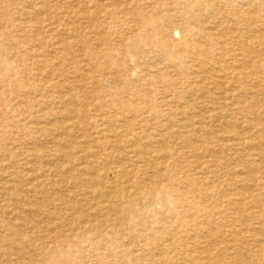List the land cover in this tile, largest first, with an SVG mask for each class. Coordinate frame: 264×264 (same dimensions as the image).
I'll list each match as a JSON object with an SVG mask.
<instances>
[{"label":"rangeland","instance_id":"374dc122","mask_svg":"<svg viewBox=\"0 0 264 264\" xmlns=\"http://www.w3.org/2000/svg\"><path fill=\"white\" fill-rule=\"evenodd\" d=\"M11 1L19 8L14 12L17 21L31 20L28 16L34 14L24 12L23 0ZM43 1V15L33 16L35 28L26 32L10 28L13 23L0 17L7 47L18 51L15 60L37 71L40 89L45 82L54 84V92L42 90L54 105L34 103L35 79L27 88L18 81L11 84L0 97V264H194L197 257L207 264H235L230 250L240 246L249 250L247 260L264 264L259 246L264 244V0H114L127 14L119 21L104 15L113 0ZM191 8L198 33L188 36L178 29L161 33L162 18L185 17ZM138 15L146 22H138ZM11 37L22 39L19 46H10ZM164 37L176 47L169 50L162 45ZM186 50L197 60L185 58ZM136 91L141 94L129 102ZM73 95L77 98L72 100ZM62 99L78 115L80 127L75 133H69L73 129L68 118L56 114L64 108ZM47 110L55 111L49 135L43 131L48 121L41 117ZM166 129L175 134L174 140ZM115 139L118 144L109 143ZM194 145L205 151L190 150ZM73 146L78 147L75 153L101 149L112 169L126 170L135 186L150 185L152 190H137L128 205L121 200L123 209L115 215L85 186L90 177L80 161L54 157L58 148ZM56 164L62 166L60 173L49 169ZM202 169L209 179L200 174ZM245 179L253 180L250 186L242 185ZM60 180L67 182L59 185ZM73 183L81 190L74 192ZM218 183L220 193L212 192ZM154 197L166 199L165 205H142Z\"/></svg>","mask_w":264,"mask_h":264},{"label":"bare ground","instance_id":"6f19581e","mask_svg":"<svg viewBox=\"0 0 264 264\" xmlns=\"http://www.w3.org/2000/svg\"><path fill=\"white\" fill-rule=\"evenodd\" d=\"M49 1V0H48ZM53 1V0H52ZM57 1V0H56ZM140 2V1H139ZM21 3H22V9L24 10V12L25 11H27L26 13L27 14H29V11H31L34 15L33 16H38V15H40V14H42L43 13V9H46V1L44 2L43 0H23V1H21ZM49 3V2H48ZM52 3H54V1L52 2ZM134 3V2H133ZM24 4H28V9L26 8V7H24ZM92 4V3H91ZM115 3H114V0L111 2V3H109L108 4V6H109V8L106 10V14H104L105 16H106V18H107V16L109 17V18H111V19H113L114 21H119V20H123V17H124V15H127V14H125V12H126V10H123L122 8H120V7H118V6H115L114 5ZM254 4H256L255 2H254ZM117 5V4H116ZM86 6V5H85ZM234 6H236V5H234ZM78 7V6H77ZM87 7V6H86ZM174 7V6H173ZM257 7V6H256ZM48 8V7H47ZM59 8V7H58ZM162 8H164V7H162ZM235 8V7H234ZM19 8H18V6L15 4V3H13L11 0H0V17H1V20H6L7 22H11V23H13V26L12 27H10V28H14V27H16V29H18V32H26V30H29L30 28H35V24H34V18H33V16L31 17V15L29 14V18L31 19V20H29V19H27V18H24V19H22L21 21H17V20H19V19H15V17H14V12L15 11H17ZM255 9V8H254ZM59 10H61V8L59 9ZM58 10V11H59ZM191 10H192V8L191 9H189L188 11H185V14H186V16L184 17L182 14L181 15H178V16H175V17H173V16H171V15H167L168 17H166V18H162L163 20H164V22H165V24L163 25V30H162V32L161 33H166V32H172V31H174L175 29H178V30H181L182 32H184V34L185 35H188V36H194V34H196V33H198L199 32V30L198 31H195L196 29L195 28H193V26H192V21H191V19H193V15H192V13H194L195 12V10H194V12H191ZM240 11V10H239ZM30 12V13H31ZM201 12H202V10H201ZM23 13V12H22ZM79 13V12H78ZM208 13H209V11H208ZM248 13V12H247ZM247 13H246V15H247ZM259 13H261L260 12V10H259ZM46 14V13H45ZM53 14V13H52ZM66 14V13H65ZM88 14V13H87ZM124 14V15H123ZM222 14V13H221ZM43 15V14H42ZM69 15V14H68ZM122 15V16H121ZM201 15V14H200ZM50 16V15H49ZM55 16V15H54ZM96 16V15H95ZM42 17V16H41ZM151 17V16H150ZM253 17V16H252ZM137 18V21L138 22H146V18H143V17H141V15L139 16H137L136 17ZM141 18V19H140ZM196 18H198V17H196ZM200 18V17H199ZM93 19V18H92ZM100 19V18H99ZM205 19V18H204ZM203 19V20H204ZM48 20H50V18H48ZM54 20V19H53ZM60 20V19H59ZM102 20V19H101ZM201 20V19H200ZM202 20V21H203ZM196 21H198V20H196ZM97 22V21H96ZM148 22V21H147ZM151 21H149V23H150ZM201 22V21H200ZM199 22V23H200ZM205 22V21H204ZM148 23V24H149ZM197 23V22H196ZM259 23V22H258ZM47 24V23H46ZM45 24V25H46ZM204 23H201L200 25L202 26ZM41 25V24H40ZM52 25H53V23H52ZM96 25H98V24H96ZM142 25V24H141ZM226 25V24H225ZM249 25V24H248ZM49 26V25H48ZM250 26V25H249ZM45 27V26H44ZM76 27V26H75ZM192 27V28H191ZM53 28H55V27H53ZM58 28V27H57ZM230 29H232L231 27H229ZM9 29V28H8ZM47 29V28H46ZM49 29V28H48ZM264 29V28H263ZM262 29V30H263ZM72 30V29H71ZM103 30V29H102ZM177 30V31H178ZM33 31V30H32ZM37 31V30H36ZM35 31V32H36ZM39 31V30H38ZM37 31V32H38ZM43 31H44V29H43ZM49 31H50V29H49ZM60 31V30H59ZM122 31V30H121ZM136 30H134V32H135ZM232 31V30H231ZM34 32V31H33ZM5 33H6V31H4V29H2L1 27H0V97L6 92V89H8V88H11V84H15V83H17V81L18 82H21L23 85H24V87H25V85H27L28 86V82L31 80V79H35V88L32 90V94L34 95L33 97H34V100L36 101V102H34L35 104L37 103V102H42V103H44V107L46 106V105H48L49 104V102H50V98L49 97H46V96H44L43 94H42V90L45 88L46 90H48L49 88H51V86H53L54 84L53 83H48V82H45L44 84H43V88H41L40 89V86H38L39 84H40V82H38V80H40V79H38V77L40 76H38V73H37V71H31V70H29V69H27V66L25 65V64H22V61L23 60H21V61H19V60H15V57H17V55H16V53H18V51L15 53V52H13L14 50V48L13 47H10V48H8L7 47V44H6V41H5ZM252 33V32H251ZM28 34V33H27ZM43 34V33H42ZM47 34H48V31H47ZM229 34H230V32H229ZM87 35V34H86ZM177 35V34H176ZM175 35V36H176ZM34 36H35V33H34ZM46 36H48V35H46ZM91 36V35H90ZM106 36V35H105ZM170 36V35H169ZM232 36H233V34H232ZM239 36V35H238ZM32 37V36H31ZM61 37V36H60ZM73 38H75V37H73ZM20 39V38H19ZM14 39V38H12L11 37V40H10V46L11 45H13V46H16L17 45V43H18V46H19V44H20V42H21V40L22 39ZM164 39H165V37H164ZM228 39H229V37H228ZM241 39V38H240ZM32 39H30V41H31ZM63 39H61V41H62ZM65 40V39H64ZM211 40V39H210ZM56 41V40H55ZM96 41V40H95ZM173 41V40H172ZM207 41V40H206ZM212 41V40H211ZM241 41V40H240ZM32 42V41H31ZM64 42V41H63ZM63 42H61V43H63ZM243 42V41H242ZM83 43V42H82ZM160 43L162 44V45H164V44H167V48L169 49V50H171V48H175L176 46L174 45V44H172L169 40H167V39H165L164 41H160ZM212 43V42H211ZM249 43H251V42H249ZM22 44H24V43H22ZM97 44V42L95 43V45ZM202 44V43H201ZM112 45V44H111ZM147 46H153V44H150V43H147L146 44ZM250 45V44H249ZM80 46V45H79ZM87 46V45H86ZM251 46V45H250ZM50 47V46H49ZM80 47H82V46H80ZM105 47V46H104ZM24 48H25V46H24ZM58 48V47H57ZM59 48H60V46H59ZM97 48H99V47H97ZM22 49V48H21ZM26 49V48H25ZM72 49V48H71ZM255 49V48H254ZM60 50V49H59ZM59 50H57V51H59ZM65 50V49H64ZM92 50H94V49H92ZM224 50V49H223ZM234 50H235V48H234ZM243 50V49H242ZM256 50V49H255ZM35 51V50H34ZM154 50H151L150 51V53L151 52H153ZM230 51V50H229ZM235 51H237V50H235ZM234 51V52H235ZM36 52H37V50H36ZM127 52V51H126ZM231 52V51H230ZM44 53V52H43ZM93 53V52H92ZM99 53V52H98ZM129 53V52H128ZM132 53V52H131ZM185 53H186V57L185 58H192L193 56L189 53V52H187V50L185 51ZM249 53V52H248ZM34 54V53H33ZM51 54V53H50ZM245 54H247V52H245ZM237 55V54H236ZM40 56V55H39ZM48 56V55H47ZM52 56V55H51ZM64 56V55H63ZM246 56V55H245ZM35 57V56H34ZM233 57H234V55H233ZM46 58V57H45ZM97 58V57H96ZM251 58H252V56H251ZM6 59V60H5ZM212 59V58H211ZM248 56H247V58H245L244 57V59H243V62H247L248 61ZM191 60H197L196 58H192ZM219 60V59H218ZM253 60V59H252ZM41 61V60H40ZM212 61V60H211ZM93 62H95V61H93ZM229 62V61H228ZM34 63V62H33ZM104 63V62H103ZM121 63V62H120ZM199 63H202V61L201 62H199ZM249 63V62H248ZM257 63V62H256ZM247 64V63H246ZM255 64V63H254ZM59 65V64H58ZM225 65V64H224ZM241 65V64H240ZM106 66V65H105ZM149 66V65H148ZM228 66V65H227ZM263 66V65H262ZM34 67V66H33ZM50 67H52V66H50ZM236 66H233V68H235ZM242 67V66H241ZM246 67V66H245ZM244 67V68H245ZM24 68H26V69H24ZM53 68V67H52ZM64 68V67H63ZM91 68V67H90ZM102 68V67H101ZM100 68V69H101ZM225 68V67H224ZM227 68V67H226ZM238 68V67H237ZM254 68L256 69V67L254 66ZM38 70V69H37ZM50 70V69H49ZM49 70H46V73H47V71H49ZM151 70V69H150ZM237 70V69H236ZM258 70V69H257ZM262 70V69H261ZM40 71V70H39ZM163 71V70H162ZM195 71H197V70H195ZM210 71V70H209ZM259 71V70H258ZM257 71V72H258ZM263 71V70H262ZM34 72V73H33ZM79 72V71H78ZM106 72V71H105ZM198 72V71H197ZM54 73V72H53ZM167 73V72H166ZM212 73V72H211ZM255 73V72H254ZM134 74V73H133ZM261 74V73H260ZM43 75H46V74H43ZM55 75H56V73H55ZM199 75V74H198ZM217 75V74H216ZM47 76V75H46ZM85 76V75H84ZM105 76V75H104ZM150 76V75H149ZM244 76V75H243ZM88 77V76H87ZM85 78V80H87L88 78ZM106 77V76H105ZM234 77H235V75H234ZM238 77V76H237ZM52 78V77H51ZM68 78V77H67ZM83 78V77H82ZM210 78V77H209ZM219 78V77H218ZM249 78H250V76H249ZM45 79H47V78H45ZM69 79V78H68ZM68 79H66V80H68ZM77 79H78V77H77ZM81 79V78H80ZM120 79V78H119ZM175 79V78H174ZM223 79V78H222ZM263 79V78H262ZM108 80V79H107ZM111 80V79H110ZM173 80V79H172ZM242 80H247V77L246 76H244V77H242ZM69 81V80H68ZM93 81V80H92ZM95 81V80H94ZM114 81V80H113ZM119 81V80H118ZM178 81V80H177ZM176 81V82H177ZM251 81V80H250ZM257 81H259V80H257ZM87 82V81H86ZM243 82V81H242ZM246 83L247 82H249V81H245ZM112 83V82H111ZM118 83V82H117ZM131 83V82H130ZM212 83V82H211ZM254 83V82H253ZM252 83V84H253ZM21 84V85H22ZM62 84V83H61ZM93 84V83H92ZM105 84V83H104ZM134 84V83H133ZM136 84V83H135ZM101 85V84H100ZM115 85H116V83H115ZM27 86L25 87V88H27ZM38 86V87H37ZM81 86V85H80ZM96 86V85H95ZM94 86V87H95ZM98 86V85H97ZM104 86H106V85H104ZM113 86V85H112ZM123 86V85H122ZM56 87H58V86H56ZM76 87V86H75ZM82 87V86H81ZM90 87H91V85H90ZM118 87V86H117ZM120 87V86H119ZM124 87V86H123ZM122 87V88H123ZM221 87V86H220ZM100 88V87H99ZM132 88V87H131ZM208 88V87H207ZM213 88V87H212ZM211 88V89H212ZM258 88V87H257ZM52 89H54V88H51V92H54ZM116 89V88H115ZM120 89V88H119ZM124 89V88H123ZM154 89V88H153ZM255 89V88H254ZM50 90V89H49ZM57 90V89H56ZM55 90V91H56ZM71 90V89H70ZM73 90V89H72ZM71 90V91H72ZM95 90H96V88H95ZM125 90V89H124ZM128 90V89H127ZM10 91V90H9ZM129 91H131L130 89H129ZM143 91V90H142ZM209 91V90H208ZM48 92V91H47ZM132 92V91H131ZM134 92V91H133ZM264 92V91H263ZM45 93H46V91H45ZM49 93V92H48ZM71 93V92H70ZM117 93V92H116ZM209 93V92H208ZM55 94V93H54ZM141 93L139 92V91H136L135 93H133V96L129 99V102H133L135 99H136V96L137 95H140ZM203 94V93H202ZM218 92H217V96H218ZM221 94V93H220ZM249 94V93H248ZM264 94V93H263ZM20 95V94H19ZM50 95V94H49ZM55 95H57V94H55ZM128 95V94H127ZM147 95V94H146ZM167 95H168V93H167ZM228 95V94H227ZM247 95V94H246ZM32 96V95H31ZM92 96H93V98H99V95H97V94H92ZM202 96V95H201ZM257 96V95H256ZM186 97V96H185ZM221 97H223V95L221 94ZM234 97V96H233ZM63 98V97H62ZM77 98V95H73V97H72V100L73 99H76ZM137 98H139V97H137ZM173 98H174V96H173ZM204 97H202V99H203ZM211 98V97H210ZM224 98V97H223ZM229 99H230V97H228ZM142 99V98H141ZM140 99V100H141ZM198 100V99H197ZM204 100V99H203ZM218 100V99H217ZM245 100V99H244ZM62 101H64L63 99H62ZM165 101H167L166 99H165ZM215 101V100H214ZM220 101V100H219ZM0 102H1V99H0ZM40 102V103H41ZM53 102V101H52ZM52 102H50V103H52ZM65 102V101H64ZM189 102H191V101H189ZM204 102V101H203ZM210 102V101H209ZM230 102V101H229ZM263 102V101H262ZM60 103V102H59ZM146 103V102H145ZM182 103V102H181ZM212 103V102H211ZM224 103V102H223ZM246 103H247V101H246ZM249 103V102H248ZM251 103V102H250ZM249 103V104H250ZM1 104L2 103H0V106H1ZM153 104V103H152ZM243 104V103H242ZM51 105H54L53 103L51 104ZM58 105V104H57ZM108 105H110V104H108ZM120 105V104H119ZM131 105V104H130ZM245 105V104H244ZM248 105V104H247ZM6 106V105H5ZM55 106H56V104H55ZM60 106H62V105H60ZM63 106H64V108H62V110H60V111H57L56 112V114H59L61 117H65L66 116V118H68L67 120L69 121V122H71V129H73L72 131H70L69 133H75V129H79L78 127H80V123H78V115H77V113L74 111V107L73 108H70V104L68 103V105H67V101L65 102V103H63ZM73 106V105H72ZM147 106V105H146ZM191 106V105H190ZM213 106H215V105H213ZM217 106V105H216ZM218 106H219V104H218ZM260 106V105H259ZM52 107H54V106H52ZM82 107V106H81ZM85 107V106H84ZM132 107V106H131ZM145 107V106H144ZM225 107V106H224ZM232 107V106H231ZM261 107V106H260ZM113 108V107H112ZM117 108V107H116ZM118 108H120V107H118ZM130 108V107H129ZM137 108V107H136ZM142 108V107H141ZM146 108V107H145ZM193 108V107H192ZM41 109H42V105H41ZM49 109V108H48ZM106 109V108H105ZM114 109V108H113ZM150 109V108H149ZM158 109V108H157ZM163 109V108H162ZM212 109V108H211ZM215 109V108H214ZM249 110H250V107L248 108ZM50 110V109H49ZM49 110H47V111H49ZM52 110H54L53 108H52ZM56 110H57V108H56ZM109 110V109H108ZM107 110V111H108ZM159 110V109H158ZM170 109H168V111H169ZM178 110V109H177ZM210 110V109H209ZM82 111V110H81ZM118 111V110H117ZM145 111V110H144ZM167 111V110H166ZM210 111H212V110H210ZM216 111V110H215ZM262 111V110H261ZM43 112V111H42ZM50 112V111H49ZM49 112L47 113L46 111L45 112H43V114L44 115H42L41 117L44 119V121L46 120V121H48V124H46V126L43 128L44 130L43 131H46V134H50V133H52L53 132V129H51L52 128V126H53V124L51 123V118H52V114L55 112V111H53V113L52 112H50V114H49ZM79 112V111H78ZM84 112V111H83ZM160 112V111H159ZM237 112V111H236ZM260 112V111H259ZM21 115H24L25 113H24V111H21ZM38 113V112H37ZM45 113H47V114H45ZM52 113V114H51ZM154 113V112H153ZM157 113V112H156ZM193 113H194V111H193ZM207 113H209V112H207ZM206 113V114H207ZM212 113V112H211ZM220 113V112H219ZM219 113H218V116H220L219 115ZM121 114V113H120ZM132 114V113H131ZM252 114H254V111H252ZM109 115H111V114H109ZM149 115V114H148ZM154 115H156V114H154ZM192 115V114H191ZM234 115H235V113H234ZM244 115V114H243ZM248 115V114H247ZM250 115V114H249ZM263 115V114H262ZM55 116H57V115H55ZM157 116V115H156ZM195 116V115H194ZM197 116V115H196ZM195 116V117H196ZM208 116V115H207ZM217 116V115H216ZM250 116H252V115H250ZM258 116H260V115H258ZM22 117V116H21ZM146 117H147V115H146ZM155 117V116H154ZM189 117V116H188ZM206 117V116H205ZM8 118V117H7ZM193 118V117H192ZM198 118V117H197ZM210 119L211 118H213L212 116H210L209 117ZM208 118V119H209ZM215 118V117H214ZM213 118V119H214ZM227 118V117H226ZM237 118V117H236ZM114 119V118H113ZM205 119V118H204ZM216 119H217V117H216ZM224 119V118H223ZM259 119V118H258ZM5 120V119H4ZM59 120V119H58ZM162 120V119H161ZM184 120V119H183ZM182 120V121H183ZM244 120H246V119H244ZM55 121V120H54ZM67 121V122H68ZM200 121V120H199ZM205 122H206V120H204ZM213 120H211V122H212ZM257 121V120H256ZM261 121V120H260ZM19 122V121H18ZM50 122V123H49ZM59 122H61V121H59ZM80 122V121H79ZM150 122V121H149ZM165 122H167L166 120H165ZM245 122V121H244ZM39 123V122H38ZM154 123V122H153ZM216 123V122H215ZM250 123V122H249ZM17 124V123H16ZM63 124V123H62ZM158 124H160V123H158ZM213 124V123H212ZM255 124V123H254ZM29 125V124H28ZM44 125V124H43ZM173 125V124H172ZM230 125H231V123H230ZM15 126V125H14ZM66 126V125H65ZM69 126V125H68ZM201 126V125H200ZM255 126V125H254ZM150 127V126H149ZM168 127V126H167ZM176 127V126H175ZM195 128H196V126H194ZM230 127V126H229ZM240 127V126H239ZM165 128V127H164ZM172 128V127H171ZM180 128V127H179ZM33 129H35V128H33ZM146 129H147V127H146ZM182 129V128H181ZM192 129V128H191ZM200 129V128H199ZM240 129V128H239ZM247 129V128H246ZM36 130V129H35ZM164 130V129H163ZM167 130V129H166ZM231 130V129H230ZM241 130V129H240ZM20 131V130H19ZM59 131H61V130H59ZM107 131V130H106ZM143 131H144V129H143ZM142 131V132H143ZM168 131V135L167 136H171V138L173 139L174 138V135L175 134H173L171 131L172 130H170V129H168L167 130ZM199 131V130H198ZM243 131V130H242ZM254 131V130H253ZM67 132H68V130H67ZM174 132V131H173ZM193 132V131H192ZM191 132V133H192ZM217 132V131H216ZM251 132V131H250ZM256 132H259V131H256ZM260 132H261V130H260ZM263 132V131H262ZM261 132V133H262ZM14 133V132H13ZM58 133V132H57ZM80 133V132H79ZM78 133V134H79ZM175 133V132H174ZM188 133H190V130L188 131ZM190 133V134H191ZM195 133V132H194ZM255 133V132H254ZM39 134V133H38ZM113 134V133H112ZM126 134V133H125ZM81 135H83L82 133H81ZM253 135H255V134H253ZM58 136V135H57ZM67 136V135H66ZM192 136H194V135H192ZM24 137V136H23ZM55 137V136H54ZM60 137H62V136H60ZM109 137V136H108ZM113 137V136H112ZM183 137L184 136H181V139L183 140V142H185L186 143V141H185V139H183ZM48 138V137H47ZM65 138V137H64ZM110 138V137H109ZM153 138V137H152ZM193 138V137H192ZM231 138V137H230ZM28 139V138H27ZM77 139H78V137H77ZM141 139V138H140ZM157 139V138H156ZM50 140V139H49ZM113 140V139H112ZM110 141L109 143H117L118 144V142L116 141V139H115V141ZM144 140H146V139H144ZM174 140V139H173ZM23 141H24V139H23ZM28 141H29V139H28ZM99 141V140H98ZM102 141V140H101ZM156 141V140H155ZM158 141V140H157ZM180 141V140H179ZM198 141V140H197ZM223 141V140H222ZM227 141H228V139H227ZM38 142V141H37ZM44 142V141H43ZM49 142V141H48ZM87 142V141H86ZM94 142V141H93ZM133 142V141H132ZM172 142V141H171ZM196 142V141H195ZM229 142H230V140H229ZM243 142V141H242ZM28 143V142H27ZM148 143V142H147ZM187 143L189 144V142L187 141ZM23 144V143H22ZM80 144V143H79ZM120 144V143H119ZM125 144V143H124ZM172 144V143H171ZM249 144V143H248ZM8 145V144H7ZM16 145V144H15ZM43 145V144H42ZM45 145H46V143H45ZM51 145V144H50ZM52 145H54V144H52ZM115 145V144H114ZM264 145V144H263ZM10 146V145H9ZM14 146V145H13ZM16 146H18V145H16ZM55 146V145H54ZM59 146H60V144H59ZM116 146V145H115ZM126 146H127V144H126ZM138 146V145H137ZM182 146V145H181ZM247 146V145H246ZM8 147V146H7ZM27 147V146H26ZM74 147V148H73ZM73 147H70L69 149H66V150H62V149H57L56 150V152H55V155H54V157H56V158H58V159H62L63 160V162L65 161L64 159H66V158H73V159H75V160H77V161H80V163H82V165L84 166V168H85V174L87 175V176H89L90 178L89 179H87L86 181H85V186L88 188V189H93V195L94 196H97V197H99V198H102L103 200H105V202L106 203H108V206H107V208H108V210H110L111 212H113L115 215H119L120 213H121V211H122V209L123 208H121L122 206H120V204H119V202L121 201V200H125L126 199V203H127V205H128V202H130V201H128L129 199H131V198H133V197H136L137 196V190H142V191H151L152 190V188H153V186H148V187H146L145 188V186H143V187H139L138 185L137 186H135V184L133 183V181H129L128 180V177H127V171L126 170H122V169H119V167H117L116 169H112L106 162H105V160H104V158H103V152H101L102 150L100 149V150H95V151H93V150H90V149H92V148H90V149H80L79 151H77V153H75V151L78 149V147H76V146H73ZM132 147V146H131ZM235 147V146H234ZM250 147H251V145H250ZM254 147V146H253ZM33 148V147H32ZM119 148V147H118ZM170 148V147H169ZM168 148V149H169ZM246 148V147H245ZM249 148V147H248ZM10 149V148H9ZM44 149V148H43ZM94 149V148H93ZM96 149V148H95ZM104 149V148H103ZM172 149V147L170 148V150ZM188 149V148H187ZM198 150V149H200V151L199 152H204L205 150H204V148H202V147H200V148H197V146H191L190 147V150ZM247 149V148H246ZM259 149V148H258ZM257 149V150H258ZM119 150V149H118ZM164 150V149H163ZM173 150H175V149H173ZM177 150V149H176ZM182 150V149H181ZM210 150V149H209ZM36 151V150H35ZM38 151V150H37ZM125 151H128V149L127 150H125ZM139 151V150H138ZM171 152V151H170ZM33 153V152H32ZM53 153V152H52ZM174 153V152H173ZM208 153V152H207ZM206 153V154H207ZM142 154L144 155V152H142ZM162 154V153H161ZM164 154V153H163ZM175 154V153H174ZM187 154V153H186ZM205 154V155H206ZM36 155H38V153L36 154ZM47 155V154H46ZM138 155V154H137ZM225 155V154H224ZM223 155V156H224ZM172 156V155H171ZM32 157V156H31ZM36 158H38L37 156H35ZM150 157V156H149ZM179 157H180V155H179ZM18 158V157H17ZM49 158V157H48ZM144 158V157H143ZM174 158V156L172 157V159ZM8 159V158H7ZM39 159V158H38ZM42 159V158H41ZM135 159V158H134ZM133 159V160H134ZM260 159V158H259ZM17 160H19V159H17ZM144 160V159H143ZM145 160H146V158H145ZM175 160H176V158H175ZM35 161V160H34ZM49 161V160H48ZM128 161H129V159H128ZM151 161V160H150ZM161 161V160H160ZM236 161V160H235ZM1 162V161H0ZM53 162V161H52ZM51 162V163H52ZM70 162V161H69ZM74 162V161H73ZM130 162V161H129ZM141 162V161H140ZM148 162V161H147ZM156 162V161H155ZM158 162V161H157ZM165 162V161H164ZM163 162V163H164ZM3 163V162H2ZM16 163V162H15ZM33 163V162H32ZM32 163H30V164H32ZM48 163V162H47ZM46 163V164H47ZM144 163V162H143ZM154 163V162H153ZM163 163H161V164H163ZM185 163V162H184ZM49 164V163H48ZM47 164V165H48ZM60 164H61V162H60ZM73 164V163H72ZM128 164V163H127ZM126 164V165H127ZM179 164H180V162H179ZM228 164H230V163H228ZM28 165V164H27ZM118 165V164H117ZM124 165V164H123ZM129 165V164H128ZM127 165V166H128ZM196 165V164H195ZM1 166V165H0ZM11 166V165H10ZM18 166V165H17ZM35 166V165H34ZM46 166V165H45ZM49 166V165H48ZM65 166V165H64ZM70 166H73V165H70ZM224 166V165H223ZM244 166V165H243ZM259 166H261V165H259ZM263 166V165H262ZM14 167V166H13ZM20 167V166H19ZM18 167V168H19ZM27 167V166H26ZM61 167L62 166H59V165H51V167H49V169L50 168H52L56 173H60L61 172ZM68 167V166H67ZM121 167V166H120ZM205 167V166H204ZM231 167V166H230ZM1 168V167H0ZM3 168V167H2ZM73 168H76V167H73ZM78 168H80V167H78ZM184 168V167H183ZM183 168H182V171H183ZM202 168V167H201ZM262 168V167H261ZM260 168V169H261ZM264 168V167H263ZM5 169V168H4ZM30 169V168H29ZM37 169V168H36ZM70 169V168H69ZM142 169V168H141ZM204 169V168H203ZM203 169H202V171L200 172V174L203 176V178L205 179V180H207V179H209V173L207 172V173H205V172H203ZM249 169V168H248ZM51 170V169H50ZM150 170V169H149ZM171 170V169H170ZM255 170V169H254ZM14 171V170H13ZM27 171H29V170H27ZM26 171V172H27ZM190 171V170H189ZM210 171V170H209ZM248 171V170H247ZM252 171H253V169H252ZM264 171V170H263ZM3 172V171H2ZM49 172H51V171H49ZM66 172V171H65ZM68 172V171H67ZM188 172V171H187ZM232 172V171H231ZM29 173H30V171H29ZM185 173V172H184ZM245 173V172H244ZM254 173V172H253ZM15 175L17 174V171H16V173H14ZM26 174V173H25ZM61 174H63V173H61ZM67 174V173H66ZM150 174V173H149ZM189 174V173H188ZM231 174V173H230ZM68 175V174H67ZM199 175V174H198ZM206 175V176H205ZM248 175V174H247ZM264 175V174H263ZM27 176V175H26ZM52 176V175H51ZM260 176V175H259ZM12 177V176H11ZM21 177H22V175H21ZM54 177V176H53ZM63 177H64V174H63ZM121 177H122V180H121ZM191 177V176H190ZM5 178V177H4ZM9 178V177H8ZM54 178H56V177H54ZM54 178H52V179H54ZM82 178V177H81ZM123 178L125 179V181L123 180ZM192 178H193V176H192ZM33 179V178H32ZM34 179H36V178H34ZM41 179V178H40ZM140 179V178H139ZM221 179V178H220ZM64 180H65V177H64ZM142 180V179H141ZM189 180H191V179H189ZM257 180V179H256ZM1 181V180H0ZM4 181V180H3ZM146 181V180H145ZM221 181H223V180H221ZM238 181V183H239V180H237ZM253 181V180H252ZM252 181H250V180H248V179H245L244 181H243V184L242 185H247V186H250L251 185V183H252ZM2 182V181H1ZM15 182V181H14ZM30 182V181H29ZM65 182H67V181H63V180H60L59 182H58V184L59 185H64L65 184ZM134 182H136L135 180H134ZM31 183V182H30ZM44 183V182H43ZM130 183V184H129ZM123 184H126V186L127 187H124L123 186ZM149 184V183H148ZM15 186V185H14ZM47 186V185H46ZM146 186H147V184H146ZM203 186V185H202ZM21 187V186H20ZM37 187V186H36ZM40 187V186H39ZM62 187V186H61ZM121 187V190H119L118 188H120ZM138 187V188H137ZM232 187V186H231ZM22 188V187H21ZM72 188H73V191L74 192H76V191H78V190H81V187H80V185H78L77 183H73L72 184ZM261 188H262V186H261ZM23 189V188H22ZM25 189H26V187H25ZM62 189V188H61ZM222 189V187H221V184L220 183H218L216 186H214L212 189H211V191L212 192H214V193H220L219 191ZM229 189H231V188H229ZM234 189V188H233ZM3 190V189H2ZM65 190H67L66 188H65ZM9 191V190H8ZM232 191V190H231ZM20 192V191H19ZM27 192V191H26ZM25 192V194H27ZM29 192V191H28ZM67 192V191H66ZM65 192V193H66ZM209 193V191H207V192H202V195H204V196H207V194ZM256 193H257V191H256ZM52 194V193H51ZM87 194V193H86ZM263 194V193H262ZM218 195V194H217ZM239 196H242V197H240V199H243L244 198V193H241ZM175 197V196H174ZM87 198V197H86ZM20 199V198H19ZM73 199L75 200V198L73 197ZM148 199V198H147ZM248 199V198H247ZM7 200V199H6ZM99 200V199H98ZM132 200V199H131ZM135 201H136V198L134 199ZM165 201H166V199H162V198H157V197H154V198H152V199H148V201H146V203L144 202V203H142V205H145V206H147V205H149L150 203H156V202H158V203H160V204H162V205H165ZM188 201V200H187ZM225 201V200H224ZM223 201V202H224ZM5 202V201H4ZM33 202V201H32ZM32 202H31V204H32ZM47 202V201H46ZM84 202V201H83ZM176 202V201H175ZM18 203V202H17ZM62 203V202H61ZM70 203V202H69ZM81 203H82V201H81ZM90 203V202H89ZM121 203V202H120ZM134 203V202H133ZM137 203V202H136ZM135 203V204H136ZM13 204V203H12ZM88 204V203H87ZM105 204V203H104ZM131 204V203H130ZM130 204H129V206H130ZM34 205V204H33ZM36 205V204H35ZM34 205V206H35ZM51 205V204H50ZM70 205V204H69ZM255 205V204H254ZM29 206V205H28ZM93 206V205H92ZM160 206V205H159ZM41 207V206H40ZM131 207V206H130ZM135 207H137V205H135ZM139 207V206H138ZM249 207V206H248ZM52 208V207H51ZM142 208V207H141ZM28 209V208H27ZM44 209V208H43ZM129 209V208H128ZM1 210V209H0ZM131 210V209H130ZM235 210V209H234ZM56 211H57V209H56ZM86 211V210H85ZM88 211V210H87ZM132 211V210H131ZM3 212V211H2ZM9 212H10V210H9ZM8 212V213H9ZM13 212V211H12ZM14 212H15V209H14ZM27 212V211H26ZM43 212H45V211H43ZM59 212V211H58ZM69 212H70V210H69ZM60 213V212H59ZM139 212H137V214H138ZM33 214V213H32ZM36 214H37V212H36ZM15 215V214H14ZM33 215H35V214H33ZM186 215V214H185ZM229 216V215H228ZM116 217V216H115ZM126 217H127V215H126ZM223 218H224V216H222ZM1 218V217H0ZM15 218V217H14ZM143 219V218H142ZM44 220V219H43ZM38 221V220H37ZM64 221V220H63ZM65 222V221H64ZM86 222V221H85ZM102 222V221H101ZM100 222V223H101ZM203 222H204V220H203ZM50 223V222H49ZM84 223V222H83ZM87 223V222H86ZM92 223V222H91ZM212 223V222H211ZM230 223V222H229ZM71 224V223H70ZM104 224V223H103ZM202 224H204V223H202ZM49 225V224H48ZM259 225V224H258ZM27 226V225H26ZM57 226V225H56ZM146 226V225H145ZM202 227H204V226H202ZM230 227V226H229ZM252 228V227H251ZM206 229V228H205ZM6 230V229H5ZM114 230H115V227H114ZM211 232V231H210ZM143 233V232H142ZM258 233V232H257ZM262 233V232H261ZM136 234V233H135ZM220 234V233H219ZM70 235V234H69ZM96 235V234H95ZM226 235V234H225ZM12 236H14V235H12ZM211 236V235H210ZM228 236H230V235H228ZM227 237V236H226ZM1 239V238H0ZM53 239H54V237H53ZM205 239H207V238H205ZM260 239H262V238H260ZM259 238H258V240H260ZM12 240V239H11ZM14 240V239H13ZM177 240V239H176ZM197 240V239H196ZM203 240V239H202ZM229 240V239H228ZM77 241V240H76ZM167 241V240H166ZM227 241V240H226ZM257 241V240H256ZM263 241V240H262ZM82 243V242H81ZM111 243V242H110ZM199 243V242H198ZM213 243V242H212ZM240 243V242H239ZM103 244V243H102ZM106 244V243H105ZM108 244V243H107ZM144 244V243H143ZM204 244V243H203ZM196 245V244H195ZM67 246V245H66ZM104 246V245H103ZM144 246V245H143ZM204 246V245H203ZM212 246V245H211ZM211 246H210V249H211ZM260 246V248H261V250H260V252H264V244H260L259 245ZM16 247V246H15ZM46 247V246H45ZM109 247V246H108ZM200 247V246H199ZM205 247H207V246H205ZM229 247V246H228ZM87 248V247H86ZM99 248V247H98ZM179 248V247H178ZM190 248V247H189ZM198 248V247H197ZM226 248H227V245H226ZM230 248V247H229ZM192 249V248H191ZM199 249V248H198ZM197 249V250H198ZM214 249V248H213ZM24 250V249H23ZM104 250V249H103ZM193 250V249H192ZM217 250H218V248H217ZM93 251V250H92ZM220 251V250H219ZM226 251H227V249H226ZM230 251H232V253H233V255L235 256V258H236V263L235 264H255L253 261H251V260H247V256H248V253H249V250L248 249H246V248H244V247H234V248H232ZM17 252V251H16ZM23 252V251H22ZM184 252V251H183ZM188 252V251H187ZM192 252V251H191ZM218 252V251H217ZM24 254V253H23ZM195 254V253H194ZM185 255V254H184ZM205 255V254H204ZM22 256V255H21ZM196 256H198V255H196ZM130 257V256H129ZM189 257V256H188ZM174 258V257H173ZM177 258H179V257H177ZM194 260V264H195V261H198L199 263L198 264H207V262L205 261V262H203V259H202V257H197V258H195V259H192V261ZM125 261V260H124ZM127 261V260H126ZM94 263V262H93ZM174 263V262H173ZM164 264H166V263H164ZM197 264V263H196Z\"/></svg>","mask_w":264,"mask_h":264}]
</instances>
